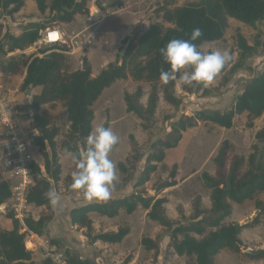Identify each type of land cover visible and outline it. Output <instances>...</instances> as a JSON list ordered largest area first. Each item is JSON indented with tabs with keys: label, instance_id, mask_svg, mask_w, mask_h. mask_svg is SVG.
Segmentation results:
<instances>
[{
	"label": "trees",
	"instance_id": "1",
	"mask_svg": "<svg viewBox=\"0 0 264 264\" xmlns=\"http://www.w3.org/2000/svg\"><path fill=\"white\" fill-rule=\"evenodd\" d=\"M91 1L35 0L39 12H48L49 15L42 22L27 23L22 33L16 35L10 32L2 18H12L24 7L26 0H0L1 71L5 75H15L21 74L25 69L21 89H39L38 93L32 95L31 108L38 129L33 143L39 148L45 170L43 171L38 163L31 164L34 182L26 199L28 203L46 209L38 218L30 215L25 217L23 222L15 217V213H9L12 226L0 228V264H34L33 252L26 247V236L28 233L42 236L54 218V211L44 193L61 181L62 165L57 150L60 129L52 123L51 115L40 112L43 105L61 102L65 107L70 125L64 146L67 151L74 153L93 129V106L106 88L117 80L128 77L136 81L160 82V70L168 69V65L162 60L160 49L170 40L189 39L192 30L200 28L203 34L194 42L200 47L206 42L222 39L230 18L251 26L264 19V0H198L175 7L161 6L157 9L158 17L173 26L166 27L159 21L151 24L138 41L130 42L121 61L110 63L96 76H93L92 66L86 57L83 58L81 68L66 72V47H53L49 53L39 49L42 56L36 53L9 56L12 52L25 50L36 44L47 27L60 22H72L77 15L89 14ZM121 2L122 0H115L109 7L117 8ZM101 8L106 10L104 6ZM237 44L242 56L252 55L259 48L257 44L250 45L241 33L237 34ZM228 65L229 63L219 74L223 73ZM175 85L176 81H170L164 85L163 92L166 101L177 106L181 101L176 97ZM204 85L197 87L201 89ZM141 95L140 88L133 95H125L127 110L143 120L151 119L157 108L158 93H151L147 107L138 102ZM244 112L248 113L249 126H253L254 120L264 114V67L256 76L246 81L242 92L236 96L230 108L223 111L200 110L195 115L175 121L166 138L157 139L152 143L137 186L151 179V175L158 170L157 163L165 160L167 150L178 146L188 128L196 126L199 121L231 128L235 117ZM257 137L264 140V126L257 133ZM213 163L214 173L204 171L201 175L204 185L211 190V207H204L202 198L197 197L194 202V215L187 223L174 225L165 215L164 204L167 198L158 197L160 190L177 185L175 167L170 173V179L156 189V195L144 196L142 192L134 191L131 195L113 198L107 202H90L74 207L69 213L71 224L86 229L91 240L119 243L129 234V227L94 233L90 213L97 212L112 218L117 216L121 209L131 214L141 205L149 210L148 217L151 220L171 231L169 245L177 255L194 258L196 264H215V257L223 249H241L240 233L243 225L228 224L224 220L230 215L233 202L243 203L264 191V156L258 159L253 154L246 163L242 156L234 152L231 142L225 140L218 148ZM119 168L122 172H128L122 163ZM11 195L9 183L0 175V207ZM256 207L260 215L264 214V201H256ZM24 228L26 230L23 231ZM142 244L148 250H159V243L150 237H143ZM67 253L71 264H89L79 256ZM246 256L252 260H263L264 249L248 251Z\"/></svg>",
	"mask_w": 264,
	"mask_h": 264
},
{
	"label": "rangeland",
	"instance_id": "2",
	"mask_svg": "<svg viewBox=\"0 0 264 264\" xmlns=\"http://www.w3.org/2000/svg\"><path fill=\"white\" fill-rule=\"evenodd\" d=\"M114 1H91L89 14L75 18L68 25L66 33L69 36L60 46L72 51L69 44H73L76 51L73 54L65 53L64 70L66 72L81 68L83 58L86 57L93 68V76H96L98 71L105 69L110 63L121 61V51L126 42L138 41L151 24L159 21L166 27L173 26L172 23L158 17L157 9L161 6L175 7L198 0H122L120 6L123 9L119 13H114L118 7H109ZM101 6L110 9L101 11ZM40 15L42 14L36 4L26 0L22 9L12 18L3 20V23L9 30H14L27 19H37ZM60 25L61 22L57 23V27ZM238 33L244 35L250 45L257 44L258 51L252 55L242 56L237 44ZM216 49L227 50L231 54L226 70L201 89L197 86H182L177 80L174 91L181 101L177 106L164 98L165 84L161 81L157 83L136 81L132 77L117 80L96 101L93 106L95 111L93 129L99 125L111 127L120 137L118 145L110 153V159L118 169L111 199L131 195L134 191L142 192L144 196L156 195V189L170 179V173L176 167L178 184L160 190L158 197L167 198L164 204L165 215L174 225L187 223L194 215V202L197 197L202 198L204 207H211V190L204 185L201 175L204 171L214 173L213 159L223 141L229 140L234 152L242 156L246 163L253 154L258 159L264 156V140L257 137V133L264 126V114L254 120L253 126L248 125L247 112L237 115L231 128L199 121L196 126L188 128L183 133L176 148L166 151L165 160L157 163L158 170L151 175V179L137 186L146 166V158L151 152L152 143L157 139L166 138L175 121L185 116L195 115L200 110L223 111L230 108L236 96L242 92L246 81L263 69L264 19L255 26H251L230 18L222 39L206 42L199 47V50L205 53ZM20 80L19 75L13 77L5 75L1 78V83L6 88L16 89L15 85H18ZM22 83L23 81L19 84V92H24L21 90ZM139 88L142 95L138 102L146 107L151 93L155 91L158 93L157 108L151 119L143 120L127 110L125 95L127 93L133 95ZM33 90L31 96L39 92V89ZM133 100L136 101V98ZM20 107L19 109L23 111ZM40 112L51 115L52 123L60 129L57 136V150L62 163V173L61 181L54 184V188L60 195L64 207L61 214L54 211V218L41 237L79 256L89 264H196L194 258L179 256L173 251L169 245L171 231L151 220L148 217L149 210L141 205L131 214H128L125 209L120 210L121 213L113 218L102 217L99 214L91 216L94 233L118 230L123 226L129 227V234L119 243L91 240L86 229L72 225L69 216L71 209L95 201H87L81 192L69 188L72 182L73 162L72 152L67 151L64 146L70 125L65 107L61 102L45 104ZM28 113L27 116H30ZM34 151L38 164L44 171L43 157L39 148H35L32 151L33 154ZM120 163L125 165L128 172H122L119 168ZM258 200L264 201V191L243 203H232V211L224 222L243 225L240 233L242 246L238 251L223 249L215 257V264H264V259L252 260L246 256L248 251L264 249V214H259V209L256 207ZM29 204L23 206V220L30 215L38 218L40 214L46 212L44 207ZM4 210V220L10 228L12 220L8 215L15 211L14 202L10 200ZM143 237H150L157 241L159 250L146 249L142 244ZM28 240L26 236V247L30 243L35 249L34 264L45 262L52 264L46 257L42 245L38 244L36 239L32 240L36 245L30 241L27 243Z\"/></svg>",
	"mask_w": 264,
	"mask_h": 264
},
{
	"label": "clouds",
	"instance_id": "3",
	"mask_svg": "<svg viewBox=\"0 0 264 264\" xmlns=\"http://www.w3.org/2000/svg\"><path fill=\"white\" fill-rule=\"evenodd\" d=\"M200 28H194L189 39H172L160 49L162 60L168 69H161L159 80L163 84L179 80L182 86L196 87L211 83L231 60L227 50H199L194 43L202 36ZM120 137L111 127L96 126L82 145L71 154L73 171L69 188L82 193L87 201L107 202L112 197L117 180V165L110 153L118 145ZM53 211L63 213L61 197L53 187L44 193Z\"/></svg>",
	"mask_w": 264,
	"mask_h": 264
},
{
	"label": "built area",
	"instance_id": "4",
	"mask_svg": "<svg viewBox=\"0 0 264 264\" xmlns=\"http://www.w3.org/2000/svg\"><path fill=\"white\" fill-rule=\"evenodd\" d=\"M68 36L57 26L47 27L36 46L40 47L46 43L59 47L58 45L66 42ZM1 78L0 70V175L10 185L15 217L23 222V206L28 203L27 194L34 182L31 164L38 163L32 153L38 148L33 143V138L38 135V129L33 113L29 111L30 116H27V113L20 114L18 106L7 96ZM39 241L52 264H71L67 251L46 238H40Z\"/></svg>",
	"mask_w": 264,
	"mask_h": 264
},
{
	"label": "crops",
	"instance_id": "5",
	"mask_svg": "<svg viewBox=\"0 0 264 264\" xmlns=\"http://www.w3.org/2000/svg\"><path fill=\"white\" fill-rule=\"evenodd\" d=\"M31 1V4H36V2H35V0H30ZM93 1V0H92ZM95 8V7H94ZM97 8V7H96ZM95 8V9H96ZM89 9H90V7H89ZM101 9V8H100ZM107 9H110L109 7H107ZM106 9V10H107ZM123 9V7L122 6H119L118 8H117V10H116V12H114V13H119V11L120 10H122ZM101 11H105V10H103V9H101ZM43 15V16H42ZM42 15H40V18H37V19H27L24 23H21L20 25H18V26H20V27H16V29H14V30H10V32L11 33H14V34H16V35H20L21 33H22V31H23V29H24V26L27 24V23H31V22H42V21H44L45 19H46V17L49 15V13L47 12L46 14H42ZM91 15V14H90ZM79 16H83V15H77V16H75V18H78ZM10 18V17H9ZM75 18H74V20H75ZM5 19H8V16H3V18H2V21L3 20H5ZM73 20V21H74ZM72 21V22H73ZM72 22H61V25H60V29H62L65 33L67 32L66 31V29L68 30V25L70 24V23H72ZM60 24V23H59ZM53 26H57V24H54ZM60 48H62L60 45H58ZM54 47H56V46H54ZM69 48L72 50V51H69V50H67V51H65V53H68V54H73L75 51H76V47H75V45H73V44H69ZM39 49H41L40 47H37L36 46V44H34L33 46H30V47H28V48H26L25 50H17V51H15V52H12V53H10L9 54V56H11V55H18V54H20V53H25V54H27V55H30V54H33V53H36L37 55H39L40 53H39ZM43 51V50H42ZM0 70H1V66H0ZM102 70V69H101ZM2 72V71H1ZM92 72H93V68H92ZM100 71H98L96 74H98ZM25 74H26V70L24 69L23 70V72L21 73V74H15V75H19L20 77H21V80H20V82L18 83V85H15V87H16V89H10V88H6L5 87V85L3 84V86H4V90L6 91V94H7V96H9L13 101H14V103L15 104H18V110H19V112H20V114H25V113H28L29 111H30V113H33V116H34V112H33V110H32V108H30V106H31V104H32V99H31V92L32 91H34L33 89H30V90H28V91H24V92H22V91H20L19 92V84L24 80V77H25ZM3 76H5V74H3L2 73V77ZM9 77H13L14 75H8ZM35 89V88H34ZM107 89V88H106ZM105 89V90H106ZM22 90V89H21ZM104 90V91H105ZM36 93V92H35ZM101 97V96H100ZM18 99V100H17ZM19 106H21L20 108L21 109H23V111H21L20 109H19ZM28 109V110H27ZM95 112V111H94ZM94 121V120H93ZM33 156H35V151H34V154H33ZM36 158V157H35ZM37 162H38V160H37ZM60 163H61V160H60ZM61 165H62V163H61ZM177 182H178V180H177ZM178 184V183H177ZM176 186V185H175ZM173 187V186H172ZM166 189V188H165ZM10 200H11V197L2 205V209L0 210V227H1V229H5V228H8V223L7 222H5V220H4V212H5V208H7V206H8V203L10 202ZM88 204V203H87ZM30 206L31 205H34V204H29ZM123 209H121V211H122ZM121 211L119 212V214L121 213ZM94 214H99V213H97V212H92V213H90V217L91 216H93ZM100 215V214H99ZM100 216H102V217H107V216H103V215H100ZM92 218V217H91ZM110 218V217H109ZM113 218V217H112ZM53 220V219H52ZM93 220V219H92ZM94 225V224H93ZM27 236H28V238H29V240L27 241V242H31L32 244H34V245H36V243H33V239H36L37 241H38V244L40 243V238H45V237H41V236H39V235H36V234H33V233H28L27 234ZM33 245V246H34ZM27 247H28V245H27ZM32 252L33 251H35V249L33 248V247H28Z\"/></svg>",
	"mask_w": 264,
	"mask_h": 264
},
{
	"label": "water",
	"instance_id": "6",
	"mask_svg": "<svg viewBox=\"0 0 264 264\" xmlns=\"http://www.w3.org/2000/svg\"><path fill=\"white\" fill-rule=\"evenodd\" d=\"M129 44H130V42H129V40H128V41L126 42V45L123 47V49H122V51H121V55H120L121 60H122V58H123V56H124V54H125V52H126V49H127L128 46H129ZM53 47H54L53 44H46V43H44V44H42V45L40 46L41 50L46 51V52H48V53L53 49Z\"/></svg>",
	"mask_w": 264,
	"mask_h": 264
},
{
	"label": "bare ground",
	"instance_id": "7",
	"mask_svg": "<svg viewBox=\"0 0 264 264\" xmlns=\"http://www.w3.org/2000/svg\"><path fill=\"white\" fill-rule=\"evenodd\" d=\"M28 243V242H27ZM28 247H32V245L30 243H28Z\"/></svg>",
	"mask_w": 264,
	"mask_h": 264
}]
</instances>
